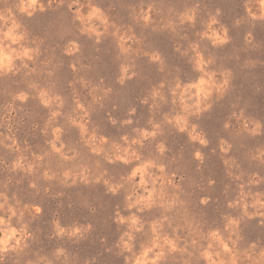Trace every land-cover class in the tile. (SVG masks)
Masks as SVG:
<instances>
[{
  "label": "rangeland",
  "instance_id": "374dc122",
  "mask_svg": "<svg viewBox=\"0 0 264 264\" xmlns=\"http://www.w3.org/2000/svg\"><path fill=\"white\" fill-rule=\"evenodd\" d=\"M0 264H264V0H0Z\"/></svg>",
  "mask_w": 264,
  "mask_h": 264
}]
</instances>
